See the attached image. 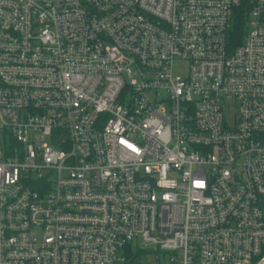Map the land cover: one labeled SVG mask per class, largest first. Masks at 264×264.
Wrapping results in <instances>:
<instances>
[{"label": "built area", "instance_id": "built-area-1", "mask_svg": "<svg viewBox=\"0 0 264 264\" xmlns=\"http://www.w3.org/2000/svg\"><path fill=\"white\" fill-rule=\"evenodd\" d=\"M147 253L264 264V0H0V264Z\"/></svg>", "mask_w": 264, "mask_h": 264}, {"label": "trees", "instance_id": "trees-1", "mask_svg": "<svg viewBox=\"0 0 264 264\" xmlns=\"http://www.w3.org/2000/svg\"><path fill=\"white\" fill-rule=\"evenodd\" d=\"M242 19L238 20L235 28H234V32H233V40L235 41V43H238V41H240L241 37H242Z\"/></svg>", "mask_w": 264, "mask_h": 264}, {"label": "rangeland", "instance_id": "rangeland-1", "mask_svg": "<svg viewBox=\"0 0 264 264\" xmlns=\"http://www.w3.org/2000/svg\"><path fill=\"white\" fill-rule=\"evenodd\" d=\"M151 257L149 253L141 255V261L143 264L146 263L147 258Z\"/></svg>", "mask_w": 264, "mask_h": 264}]
</instances>
